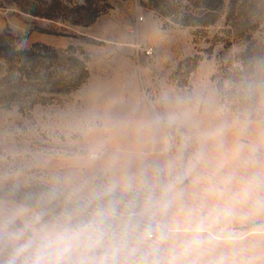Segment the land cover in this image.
I'll list each match as a JSON object with an SVG mask.
<instances>
[{
  "label": "clouds",
  "instance_id": "obj_1",
  "mask_svg": "<svg viewBox=\"0 0 264 264\" xmlns=\"http://www.w3.org/2000/svg\"><path fill=\"white\" fill-rule=\"evenodd\" d=\"M171 39L108 30L63 102L0 104V264H264V50L177 79Z\"/></svg>",
  "mask_w": 264,
  "mask_h": 264
},
{
  "label": "rangeland",
  "instance_id": "obj_2",
  "mask_svg": "<svg viewBox=\"0 0 264 264\" xmlns=\"http://www.w3.org/2000/svg\"><path fill=\"white\" fill-rule=\"evenodd\" d=\"M222 1L0 0V104L63 102L104 32L148 19L161 21L172 37L163 51L173 77L197 76L206 66L227 71L264 50V0Z\"/></svg>",
  "mask_w": 264,
  "mask_h": 264
},
{
  "label": "trees",
  "instance_id": "obj_3",
  "mask_svg": "<svg viewBox=\"0 0 264 264\" xmlns=\"http://www.w3.org/2000/svg\"><path fill=\"white\" fill-rule=\"evenodd\" d=\"M218 1L220 2L221 5L223 4V1L222 0H218ZM234 4H235V0H232L230 5L233 6ZM36 46L37 45L33 46V48H31L29 50L24 51L22 54L23 55H29V54H31ZM15 50H16V48H15ZM13 51H14V49H13ZM82 68H83L84 74L86 76L87 75V69H86L85 66H83Z\"/></svg>",
  "mask_w": 264,
  "mask_h": 264
}]
</instances>
